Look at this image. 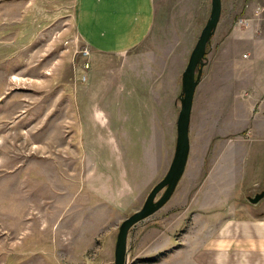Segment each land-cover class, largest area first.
<instances>
[{
	"label": "rangeland",
	"instance_id": "obj_1",
	"mask_svg": "<svg viewBox=\"0 0 264 264\" xmlns=\"http://www.w3.org/2000/svg\"><path fill=\"white\" fill-rule=\"evenodd\" d=\"M74 3L0 0V264H114L121 221L141 208L166 173L153 171V165L150 171L142 154L132 160L138 162L131 183L136 197L114 200L120 178L111 170L87 169L80 137L89 142L88 137L110 131L120 135L121 129L100 128L107 123V112L95 117L90 109L92 104L105 107L108 96L87 91L93 68L91 63L87 70L82 66V51L87 48L74 29ZM235 9L225 7L207 46V62L193 99L186 170L169 200L129 228L126 264H187L184 234L194 214L189 204L201 188L198 198L208 200L211 182L203 186L208 170L218 158L217 167L221 163L233 167L234 154L256 151V139L264 133V109L246 96L257 82L251 73L261 67L245 63L251 38L244 31L237 39L232 31L243 16L234 15ZM248 25L244 24L252 27ZM185 65L182 60V70ZM176 96L174 108L168 94L160 101L164 106L157 134L166 142L175 130ZM227 153H232L230 159ZM244 168L241 165L238 174ZM219 173L220 169L215 174ZM224 179L231 189L233 184ZM238 191L227 193L225 203L231 212L234 204L252 205L247 196L259 190L245 191L241 197ZM211 194L215 197L218 192Z\"/></svg>",
	"mask_w": 264,
	"mask_h": 264
},
{
	"label": "crops",
	"instance_id": "obj_2",
	"mask_svg": "<svg viewBox=\"0 0 264 264\" xmlns=\"http://www.w3.org/2000/svg\"><path fill=\"white\" fill-rule=\"evenodd\" d=\"M243 1L221 0L220 18L225 7L236 8L234 15H243L232 31L236 32L237 39L244 31L248 32L251 38L248 45L250 58L245 63L250 66L259 63L261 67V70L251 73L250 78L257 82L246 96L264 109L261 48L264 47V0ZM210 7L211 0H75L72 17L74 29L88 50L87 59L93 68L88 73L87 91L94 96H108L104 104L105 107L108 104L106 109L96 104L90 105V109L95 117L107 112V123L98 125L100 128L107 126L110 130L116 126L121 129L120 135L110 131L104 136L88 137L91 138L90 143L85 136H81L80 150L87 169L94 173L101 168L111 170L117 179L120 178L122 184L115 186L117 192L112 196L114 200L124 199V196L129 200L136 197L131 183L135 182L134 165L138 162L132 160L142 158L143 154L147 164H151L150 171L152 165L153 171L158 173H165L169 167L175 147L178 110L174 109L175 130L166 142L163 136L157 134L164 106L160 101L168 94L170 105L172 102L174 108L176 101L173 103V98L178 97L181 87L182 60L187 63L185 59L188 60L209 16ZM249 23L252 27L244 26ZM175 90L177 93L174 95ZM134 105L137 111L128 114ZM169 112L172 114L171 122V108ZM150 128H155V135H152ZM190 139L189 127L188 159ZM256 140V151L254 148L251 153L244 151L239 155L234 154L233 167L231 164L222 165L224 163L217 167L221 158L215 160L203 184L206 186L207 182H211L208 184V200L198 198L203 190L201 188L196 194L198 197L190 201L189 209L194 214H190L188 232L184 234L188 249L187 264H264V195L252 205L241 202L234 204L232 212L225 203L229 191L240 190V197L245 191L264 192V152L261 150L264 133ZM231 154L227 153L226 157L230 159ZM220 155L226 154L222 152ZM241 165L245 171L238 174ZM219 169L221 173L216 175ZM224 177L233 184L231 189L224 185ZM212 190L218 192L215 197H212Z\"/></svg>",
	"mask_w": 264,
	"mask_h": 264
},
{
	"label": "water",
	"instance_id": "obj_3",
	"mask_svg": "<svg viewBox=\"0 0 264 264\" xmlns=\"http://www.w3.org/2000/svg\"><path fill=\"white\" fill-rule=\"evenodd\" d=\"M221 14V0H211L209 16L181 73V87L178 94L179 109L176 119V140L174 153L165 175L148 192L140 209L123 219L118 227L114 246V264H126L127 234L130 227L147 218L161 208L171 197L182 177L188 159L190 142L189 127L193 98L206 64L207 46L215 32ZM160 195L157 197V194ZM264 192L248 196L250 203H257Z\"/></svg>",
	"mask_w": 264,
	"mask_h": 264
},
{
	"label": "built area",
	"instance_id": "obj_4",
	"mask_svg": "<svg viewBox=\"0 0 264 264\" xmlns=\"http://www.w3.org/2000/svg\"><path fill=\"white\" fill-rule=\"evenodd\" d=\"M257 9H258V7H257ZM240 22H241V20H240ZM82 57L84 58V61L82 63V66H83V68L85 70H87L90 67V61H89V59H87V57H88V50L87 49L82 51ZM83 79H85V76L84 75H83Z\"/></svg>",
	"mask_w": 264,
	"mask_h": 264
}]
</instances>
